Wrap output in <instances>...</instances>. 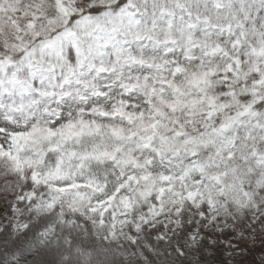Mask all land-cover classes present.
<instances>
[{
	"label": "snow or ice",
	"instance_id": "obj_1",
	"mask_svg": "<svg viewBox=\"0 0 264 264\" xmlns=\"http://www.w3.org/2000/svg\"><path fill=\"white\" fill-rule=\"evenodd\" d=\"M0 264H264V0H0Z\"/></svg>",
	"mask_w": 264,
	"mask_h": 264
}]
</instances>
